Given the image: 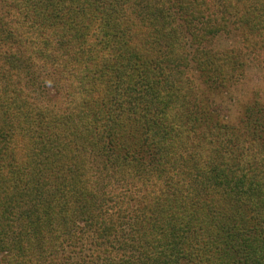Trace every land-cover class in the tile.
I'll list each match as a JSON object with an SVG mask.
<instances>
[{"label":"trees","instance_id":"16d2710c","mask_svg":"<svg viewBox=\"0 0 264 264\" xmlns=\"http://www.w3.org/2000/svg\"><path fill=\"white\" fill-rule=\"evenodd\" d=\"M251 66L264 0H0V264H264Z\"/></svg>","mask_w":264,"mask_h":264},{"label":"rangeland","instance_id":"374dc122","mask_svg":"<svg viewBox=\"0 0 264 264\" xmlns=\"http://www.w3.org/2000/svg\"><path fill=\"white\" fill-rule=\"evenodd\" d=\"M219 46H225L227 44H232V40L228 39L226 41H220ZM201 89V86H198ZM256 93V97L259 101L264 102V72L258 66H251L249 69L246 79L238 84L234 91L231 92L232 101L230 102L232 106V116L236 118L241 117L242 104H247L252 100V93Z\"/></svg>","mask_w":264,"mask_h":264}]
</instances>
